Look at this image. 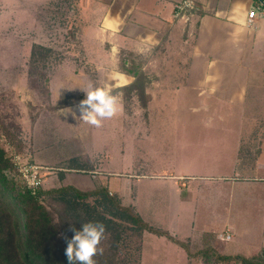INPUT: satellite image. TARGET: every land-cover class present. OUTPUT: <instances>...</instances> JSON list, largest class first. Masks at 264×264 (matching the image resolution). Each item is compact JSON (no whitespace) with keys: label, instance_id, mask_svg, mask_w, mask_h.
Segmentation results:
<instances>
[{"label":"rangeland","instance_id":"obj_1","mask_svg":"<svg viewBox=\"0 0 264 264\" xmlns=\"http://www.w3.org/2000/svg\"><path fill=\"white\" fill-rule=\"evenodd\" d=\"M37 1L39 2L0 0V145L13 163L12 167L5 170V174L20 186L34 191L65 185L89 191L95 190L91 188L97 183L95 179L89 178L95 175L91 171H97L100 172L99 177L107 179L108 185L105 188L111 191L110 195L117 197L119 203L134 214L136 184H139L144 193H147L142 195L143 200L148 198L151 191L156 198L155 201L152 198V209L149 204V211L142 210L145 219L170 231L173 228L170 218L175 215V211L171 212L173 206L164 192L168 181L154 175L179 170L229 176L238 170L237 176L256 179L237 183L234 181V192L227 197L232 200L235 209L236 203L239 202L241 206L238 221L235 222L240 230L239 235L227 244L221 242V246L219 243L214 246L226 256L217 254L212 247H202V250L199 247L202 243L194 241L198 235L189 228L180 231L181 234L193 235L187 251L179 243L166 244L155 234L141 229L129 217V213L121 214L119 208L109 203L104 194L77 198L69 192L44 195L43 198L54 212L57 209L67 212L70 221L75 224L90 221L102 223L105 235L101 244L107 259L113 264H236L234 261L230 263L224 260L235 251L241 252L244 259L264 264V252L259 251L261 244H264V181L261 179L264 177V162L259 159L258 154L261 150L258 148L260 127L253 135L251 133L242 139L241 164L233 165L230 159L221 158L223 155L219 154L229 151L226 145L234 142L235 135L238 140L241 131L251 129L253 124H263L264 117L244 116L237 113V108H242L241 106L205 98L198 101L199 105L194 100H189L192 106L196 104L195 106L205 108L200 112H190L188 105L186 106L187 98L174 95L167 96L169 99L166 100H158L157 103L164 105V114L158 113L162 112L160 108H155L157 111L153 109L150 115L147 111L150 107L149 94L142 98L147 100L146 106L138 96L131 97L128 91L126 93L118 88L125 82L123 74H126L119 67L121 53L99 50L97 43L89 45L87 38L82 36L78 3L75 0H47L46 3H36ZM123 54L136 59V51H126ZM138 58L146 67L143 69L148 80L155 73L149 63L150 58L143 54ZM257 59L261 58H256L254 65L256 62L261 63ZM260 66L253 67L252 73L260 76V68H264ZM259 79H264V75ZM90 84L107 85L118 98L117 115L105 120L99 128L80 120L76 110V105L86 98L82 89ZM250 86L248 100L243 108L247 111L264 110V85L255 81ZM69 102L73 104L61 107V104ZM153 106H156L155 103ZM69 108L76 112V117L62 114ZM213 109L225 111L226 114L215 115ZM205 123L224 126L216 133L214 146L217 147L212 148L218 153L214 156L217 160L205 151L206 156L195 158V163L190 158L186 159L188 155L182 156L180 143L161 142L159 139L152 141L150 145L142 143L146 154L151 153L149 156H136V130L139 126L151 124L153 134L161 127L168 130L175 127L173 129L177 130L176 135L182 136L190 130L186 128L188 125ZM210 144L208 142L209 146ZM184 149L187 150L186 147ZM193 153L191 150L190 154ZM15 155L21 156L22 163L44 167L40 186L29 187L19 171ZM207 158H214V163H199ZM140 173L148 174L149 178L136 179V174ZM221 183L224 185L221 187L231 185L230 180ZM100 188L102 187L97 189ZM209 189L211 199L217 204L213 187ZM178 238L182 241L184 236L179 235ZM223 247L226 251H223ZM256 249L257 252H253ZM188 250L191 254L198 252L203 256L188 259Z\"/></svg>","mask_w":264,"mask_h":264},{"label":"crops","instance_id":"obj_2","mask_svg":"<svg viewBox=\"0 0 264 264\" xmlns=\"http://www.w3.org/2000/svg\"><path fill=\"white\" fill-rule=\"evenodd\" d=\"M75 1L78 3L80 18L82 19L80 22L82 36L87 38L89 45L97 43L100 46L99 50L113 54L122 51H136V56L143 54L150 58L151 68L155 70V73L148 79L147 93L151 100L149 99L150 107L147 111L150 115L155 108H160L162 112L158 113L164 114L165 111L162 110L164 105L157 103L158 100L163 98L166 100L169 99L167 96L174 95L187 98L186 106L188 105L190 112H200L205 109L195 106L197 103L199 105L200 102L198 101L201 99L213 101L219 99L226 104L241 106L242 108H237L238 114L248 117L254 115L264 117V110L254 111L251 109L247 111L243 108L248 100L250 85L255 81L264 85V79H259L261 75H264V68H260V76L252 73L253 67L260 65V67H264V5H261L264 4V0H197L198 10L190 13L187 19L174 15L175 5L182 0ZM39 2L46 3L47 0H39ZM257 7L260 8L256 17L249 22V12ZM256 58H261L257 59L261 63L256 62L254 65ZM144 68L146 67L144 66ZM123 75L125 82L120 84L118 88L130 84L134 80L130 75ZM189 100L192 102L194 100L196 104L192 106L188 102ZM154 103L155 107L153 106ZM212 107L213 104H211ZM155 110L157 111V109ZM212 111L215 115L226 114L225 111L215 109ZM151 126V124L139 126L136 130V146L138 147L136 156L139 158L149 156L151 153L146 154V148L144 145L142 146V143L150 145L152 141L159 139L161 142L174 141L175 144L180 143L182 156L188 155L186 159L190 158L195 163V158L199 159L198 157L206 156L205 151L210 153L207 155L217 156L218 153H215L212 148L217 147L214 146L217 131L224 128V126L217 127L210 123L192 124L186 127L190 130L180 136L176 135L177 130L173 129L175 127L170 130L161 127L153 134ZM258 127L261 131L258 141V148L261 150L258 154L259 159L264 162V123L260 126L253 124L251 129H246L245 132L241 131L238 140L235 135L234 142L231 145L229 143L226 145L229 151L219 153L223 155L221 158L230 159L229 161L233 165L241 164L242 139L251 133L253 135ZM238 141H240L239 144ZM252 141L255 142V139ZM208 142H211L213 146L211 144L209 146ZM207 147L210 150H205ZM190 149L194 151L193 155L190 154ZM198 149H202V151H198ZM214 158L212 160L207 158L205 161H199V163L211 165L214 163ZM215 159L217 160V157ZM91 172H95V175L89 178L97 181L95 187L91 189L107 187V179L99 177L100 172L93 170ZM165 173L167 174L154 176L163 177L168 181L164 192L173 206L171 212L175 211V215L170 218L173 222L171 232L165 230L166 228L163 229L162 226H155L154 222L145 219L142 210L144 212L149 211L148 205L150 204L151 207L156 198L151 191L150 194L148 193V198L143 200L142 195H147V193H144L139 184H136V213L150 226L166 231L178 240H180L179 235L184 236L182 241L187 244L191 243L190 240L193 235L181 234L180 231L183 228L192 229L198 235L194 241L202 243L199 246L202 250L204 247H212L217 254L221 253L214 246L217 243L221 246V242L227 244L236 235L238 236L240 231L235 222L238 221L239 206L241 205L239 202L236 203L237 208L235 209L232 200L227 198L232 196L234 192L233 183L234 181L237 183V181H249V179L256 178L239 177L237 176L238 170L229 176L220 174V176H216L213 173H186L179 170ZM98 178L101 179L98 180ZM137 178L140 180L149 177L148 174L140 173L136 174ZM261 179L264 181V177ZM228 180L231 181L230 187L227 185L221 187L224 186L221 182ZM212 187L214 196L218 199L217 204L210 197L211 189L209 188ZM149 195L150 201H148ZM212 203L214 205H211ZM226 232L231 234V238L229 240L221 239L220 236ZM155 235L166 244L170 242L178 244L166 235ZM146 236L147 234L145 238H147ZM183 248L187 251L185 247ZM223 251H226V248L223 247ZM255 251L257 252V249L253 252ZM259 251L260 253L264 252L263 243ZM188 253V259L193 258L189 250ZM195 254L193 255L201 256ZM223 256L226 255L223 254ZM229 256L243 258L242 253L238 251ZM239 261L234 262L241 264Z\"/></svg>","mask_w":264,"mask_h":264},{"label":"trees","instance_id":"obj_3","mask_svg":"<svg viewBox=\"0 0 264 264\" xmlns=\"http://www.w3.org/2000/svg\"><path fill=\"white\" fill-rule=\"evenodd\" d=\"M119 67L124 73L130 75L134 80L121 90L128 91L132 96L140 99L147 96L149 83L147 74L144 71V64L139 60L123 56L120 52ZM147 106V100L142 99ZM73 102L63 103L61 107L71 105ZM13 163L0 145V264H69L65 255L66 241L71 239L75 228L80 230L83 223L75 224L70 221V216L62 210H52L50 204L45 203L44 195L64 194L72 192L77 198L90 197L104 194L109 203L116 205L121 214L129 213V217L143 230L157 235H166L172 238L181 246L189 249L187 243L172 237L166 231L154 228L144 222L137 213L134 214L125 205L119 203V199L111 196L110 191L102 186L100 189L84 191L74 186L65 185L59 188L45 190L39 188L36 191L20 186L14 179L5 174V170L12 167ZM127 220V219H125ZM129 220V219H128ZM102 253L94 257L96 264H113L106 255L102 244ZM191 254V253H190ZM202 255L197 253L195 255ZM191 256H194L191 254ZM203 256V255H202ZM227 262L239 261L241 264H257L255 260H247L239 257H226Z\"/></svg>","mask_w":264,"mask_h":264},{"label":"clouds","instance_id":"obj_4","mask_svg":"<svg viewBox=\"0 0 264 264\" xmlns=\"http://www.w3.org/2000/svg\"><path fill=\"white\" fill-rule=\"evenodd\" d=\"M82 90L85 91L86 98L76 105V110L79 112L78 118L84 123L99 128L105 120L117 115L118 98L109 86L90 84ZM62 114L76 117V112L71 108L65 109ZM70 230L74 232L73 237H64L67 244L65 255L69 264H96L94 257L103 251L99 245L105 235V226L100 222L90 221L83 223L80 230Z\"/></svg>","mask_w":264,"mask_h":264},{"label":"built area","instance_id":"obj_5","mask_svg":"<svg viewBox=\"0 0 264 264\" xmlns=\"http://www.w3.org/2000/svg\"><path fill=\"white\" fill-rule=\"evenodd\" d=\"M261 5L264 4L262 3ZM198 8L199 6L197 4V0H182L175 5L174 15L175 17L187 19L188 15L198 10ZM259 8L260 7L254 8L249 12V22L253 21L256 17ZM15 159L19 167V171L29 187L37 188L40 186L42 183L41 172L44 167L38 164L22 163L20 155H15ZM220 238L223 240H229L231 238V234L226 232L224 235H221Z\"/></svg>","mask_w":264,"mask_h":264}]
</instances>
